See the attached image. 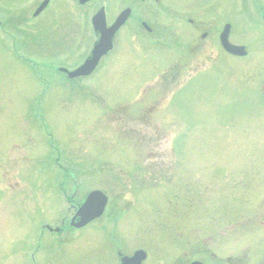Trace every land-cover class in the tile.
<instances>
[{
    "label": "rangeland",
    "instance_id": "rangeland-1",
    "mask_svg": "<svg viewBox=\"0 0 264 264\" xmlns=\"http://www.w3.org/2000/svg\"><path fill=\"white\" fill-rule=\"evenodd\" d=\"M34 2L0 5V264H119L137 250L146 264H264V107L247 103L264 85V0H167L154 8L153 36L137 6L114 55L75 82L59 68L89 55L95 37L84 29L104 0L87 12L76 0L65 48L62 17L54 26L11 21L30 19ZM189 18L206 30L231 23L248 57L231 59L230 70L219 50V72L193 68ZM94 190L110 198L97 225L55 237L43 230Z\"/></svg>",
    "mask_w": 264,
    "mask_h": 264
},
{
    "label": "flooded vegetation",
    "instance_id": "flooded-vegetation-1",
    "mask_svg": "<svg viewBox=\"0 0 264 264\" xmlns=\"http://www.w3.org/2000/svg\"><path fill=\"white\" fill-rule=\"evenodd\" d=\"M6 1V0H5ZM35 1L28 9L27 12H31V18L30 19H22V16H19L16 21L11 20L14 23H27L31 20H38L40 19L36 25L40 26H47V24H53L56 25L57 21H53V18H56L55 20H58V22L60 23V17H62L64 19V22H66L65 27L69 28V35H67L66 37V41H62L60 40V36L61 34L59 33V38H58V42H61V45L63 48H65L66 46L69 45H73L74 44V38L71 37V31L73 28V25L75 24V13H74V8L76 5V0H32ZM95 0H92L91 2H88L86 5H82L79 6L80 9H84V11L87 12V9L89 8L88 6L91 5V3H93ZM47 3L46 7L39 13L37 14V11L40 9V7L42 6L43 3ZM109 2V0H108ZM108 2L106 0H104V9L106 11L107 14V19H108V25L111 26L119 17V15L126 9H131L132 13L130 15V20H132L135 16L134 13V8L137 6H143L141 7L142 11H143V16L140 17V19L138 20L139 24L141 25V28L144 30H146V28L144 27V24L149 25V27H151L152 32L150 33L151 36L156 35V29L151 25V17H155L156 13H155V9L154 8H161L164 9V7L166 8L167 5H165V3L167 2V0H111L110 4V12L107 9ZM126 3V4H125ZM5 3L0 2V5H3ZM64 4V6L67 7L66 11L63 13V9H62V5ZM55 6L58 8L57 11H55ZM187 6V5H186ZM53 8V11H52ZM185 8V7H184ZM68 9L70 10V12L68 11ZM29 10V11H28ZM50 10V11H49ZM49 11V13L43 17L47 12ZM68 11V12H67ZM26 12V13H27ZM57 16H56V14ZM41 17H43L41 19ZM62 19V20H63ZM32 22V21H31ZM0 23H2V21H0ZM23 23V24H24ZM34 24V22H33ZM226 24H230V23H226ZM191 27L195 30L194 32L197 33L195 39H189L190 37H187L188 35H185L184 38L185 40L183 41L187 47V57L189 56H193L196 59L197 64L193 67L196 69H204L203 67L200 66H208V68H211L213 65H215L216 63H218V61L220 60V56L219 55L216 58V52L221 50L223 53H225L226 55L224 56L225 60L224 62V66L228 69L231 70V68L233 69V65L230 63L231 61V56L229 57V54L226 53L222 47H221V42H220V36L221 33L224 29H222V31L217 30L215 27L209 28L208 30H206V27H204V23L202 21H196L193 18H189L187 21V26ZM2 26H5L4 22L2 23ZM49 27V26H48ZM59 28V26H56ZM9 32L6 34L9 37H6L8 40L10 39V41L13 40V37L17 31V27L16 26H9ZM50 28V27H49ZM40 29V28H39ZM173 29V27L171 28ZM38 31V30H37ZM14 32V34H13ZM232 32H233V26H232V30H231V34H230V38L229 40L231 41V43H233L232 41ZM193 33L190 32L189 35ZM198 34L200 35V40L198 41L196 38L198 37ZM65 37V36H63ZM73 40V41H72ZM186 40H188L189 42L186 43ZM36 40H34L32 42V45L35 46L36 44ZM212 44H211V43ZM39 43V42H38ZM61 45H57L55 46L57 49L60 48ZM207 45H212V47L210 48H204V46ZM40 48V47H39ZM41 49V48H40ZM11 50V49H10ZM60 50V49H59ZM44 49H41L39 52H43ZM190 53H192L190 55ZM33 57V56H32ZM195 61V60H194ZM226 61H229V63H227ZM60 69V68H59ZM170 71H174V69L170 70ZM71 203V209L69 211V215L64 217L63 222H62V230L63 231H70L72 229L71 226V220L73 219V216H75L77 210H78V205L79 203H75L74 200H70Z\"/></svg>",
    "mask_w": 264,
    "mask_h": 264
},
{
    "label": "water",
    "instance_id": "water-1",
    "mask_svg": "<svg viewBox=\"0 0 264 264\" xmlns=\"http://www.w3.org/2000/svg\"><path fill=\"white\" fill-rule=\"evenodd\" d=\"M88 0H83V2ZM130 12L127 11L116 22V24L107 28L104 23V12L103 10L96 15L93 20L95 31L99 34L100 39L95 45L91 57L85 62V64L80 67L78 70L69 73L71 79H76L80 77L91 76L98 66L100 65L102 59L106 57L114 48V39L118 30L123 26L129 16ZM223 43L226 48L232 52L240 53L241 50L235 47H232L227 42V33L223 35ZM241 54V53H240ZM243 54V53H242ZM66 72V71H65ZM108 197L102 191H93L91 192L86 202L80 208L77 217L80 218L79 224L76 225L77 228H81L94 221L97 218H100L108 205ZM147 259V254L144 251H139L135 254L134 257L128 258L123 257L121 259L122 264H143ZM201 264V263H193Z\"/></svg>",
    "mask_w": 264,
    "mask_h": 264
},
{
    "label": "trees",
    "instance_id": "trees-1",
    "mask_svg": "<svg viewBox=\"0 0 264 264\" xmlns=\"http://www.w3.org/2000/svg\"><path fill=\"white\" fill-rule=\"evenodd\" d=\"M125 125H126V124H124V127H126Z\"/></svg>",
    "mask_w": 264,
    "mask_h": 264
}]
</instances>
